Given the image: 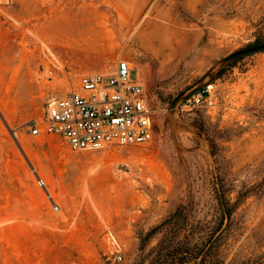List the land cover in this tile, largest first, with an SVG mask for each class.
I'll return each mask as SVG.
<instances>
[{"label":"rangeland","instance_id":"1","mask_svg":"<svg viewBox=\"0 0 264 264\" xmlns=\"http://www.w3.org/2000/svg\"><path fill=\"white\" fill-rule=\"evenodd\" d=\"M54 2L64 18L97 22L98 32L74 46L130 63L155 133L145 146L78 154L59 138L30 137L32 120L65 89V64L45 49L43 72L30 69L18 89L29 60L8 76L9 40L0 37V264H151L160 246L188 255L217 227L221 203L231 217L219 258L239 264L263 255L264 52H243L264 45V0H0V26L18 25V7ZM206 82L211 104L172 108ZM27 158L59 211L36 187Z\"/></svg>","mask_w":264,"mask_h":264},{"label":"built area","instance_id":"2","mask_svg":"<svg viewBox=\"0 0 264 264\" xmlns=\"http://www.w3.org/2000/svg\"><path fill=\"white\" fill-rule=\"evenodd\" d=\"M131 72L128 61L118 60L114 68L103 73L77 77L66 74L65 89L58 90L53 101L45 104L39 120H32L29 136L59 138L72 154L148 145L155 133L154 112L144 85L138 78L132 80ZM213 90L214 85L208 82L179 109L190 111L211 104ZM27 162L35 185L50 209L59 211L60 206L45 179L28 158ZM109 237L115 244L114 262H120L122 258L116 239L110 233Z\"/></svg>","mask_w":264,"mask_h":264},{"label":"crops","instance_id":"3","mask_svg":"<svg viewBox=\"0 0 264 264\" xmlns=\"http://www.w3.org/2000/svg\"><path fill=\"white\" fill-rule=\"evenodd\" d=\"M62 2L54 3H36L18 7L16 13L13 15L18 23L13 26L8 23V26H0V37L7 36L9 40V51L7 58L12 60L9 63L10 71L8 76H12L13 70L19 64L23 57H27L29 65H25L19 73L20 83L18 89L22 85L27 84L29 77V70H37L42 73L44 69V60L47 48L65 64L63 69L64 74H95L103 73L115 65L103 57L95 54L92 48L86 50L79 49L74 46L75 37L82 35H90L97 33V22L88 18L68 19L64 18L62 14ZM97 8L101 10V5L96 4ZM96 8V9H97ZM51 11H56L54 17L50 16ZM61 11V12H59ZM78 16L87 15L81 13L83 10L79 9ZM70 16H73L72 14ZM2 31V32H1ZM68 34L72 38H66V42L71 45H64L63 34ZM4 38H0L3 42ZM0 42V58L4 57V46ZM46 49V50H45ZM53 56V55H52ZM116 64V63H115ZM41 68V70H40ZM51 70L58 71V68L53 63L50 64Z\"/></svg>","mask_w":264,"mask_h":264},{"label":"trees","instance_id":"4","mask_svg":"<svg viewBox=\"0 0 264 264\" xmlns=\"http://www.w3.org/2000/svg\"><path fill=\"white\" fill-rule=\"evenodd\" d=\"M257 45L256 43L253 46ZM223 208L222 214L217 227L207 235V239L204 242L201 249L196 251L191 250L187 255L180 248H173L163 252L161 246L159 251L151 264H224V261L219 258L218 248L220 246V241L223 238V224L225 220H229L231 217V210L225 208L223 203H221ZM197 259H199L197 261ZM239 264H264V254L256 257L252 260H247Z\"/></svg>","mask_w":264,"mask_h":264},{"label":"water","instance_id":"5","mask_svg":"<svg viewBox=\"0 0 264 264\" xmlns=\"http://www.w3.org/2000/svg\"><path fill=\"white\" fill-rule=\"evenodd\" d=\"M259 52H264V45L262 46H256L253 48H250L248 50H246L245 52H243V54H256ZM238 55V54H237ZM234 55L233 57L237 56ZM231 57V58H233ZM208 82L202 84L201 86L196 87L194 90H192L189 94H187L186 96H183L181 98V100H179L178 102H175V104L173 105V109H175V107L180 106L184 101H186L188 98H190L191 96H193L195 93H197L202 87H204ZM177 109V108H176Z\"/></svg>","mask_w":264,"mask_h":264},{"label":"bare ground","instance_id":"6","mask_svg":"<svg viewBox=\"0 0 264 264\" xmlns=\"http://www.w3.org/2000/svg\"><path fill=\"white\" fill-rule=\"evenodd\" d=\"M148 39H149V38H146V40H147V41H148ZM53 99H54V98H51V99H49L47 102H52V101H53ZM4 116H5V113H4ZM23 150H24V151H25V153H26V149H25V148H23ZM45 178H46V177H45ZM46 180H47V179H46ZM108 240H109V242H112V241H111V238L109 237V235H108ZM113 244H114V243H113ZM60 256H61V255H60ZM63 256H64V255L62 254V257H63Z\"/></svg>","mask_w":264,"mask_h":264}]
</instances>
